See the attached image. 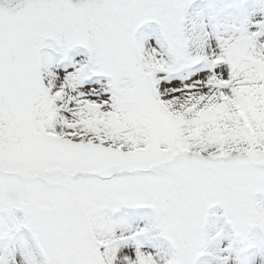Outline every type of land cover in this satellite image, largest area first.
Wrapping results in <instances>:
<instances>
[{"label": "snow or ice", "instance_id": "obj_1", "mask_svg": "<svg viewBox=\"0 0 264 264\" xmlns=\"http://www.w3.org/2000/svg\"><path fill=\"white\" fill-rule=\"evenodd\" d=\"M0 264H264V0H0Z\"/></svg>", "mask_w": 264, "mask_h": 264}]
</instances>
